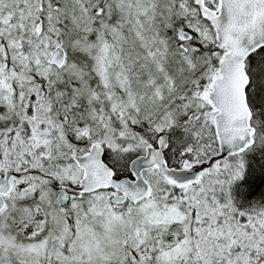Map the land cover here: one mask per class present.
Masks as SVG:
<instances>
[{"label": "snow or ice", "instance_id": "snow-or-ice-1", "mask_svg": "<svg viewBox=\"0 0 264 264\" xmlns=\"http://www.w3.org/2000/svg\"><path fill=\"white\" fill-rule=\"evenodd\" d=\"M0 264H264V0H0Z\"/></svg>", "mask_w": 264, "mask_h": 264}]
</instances>
